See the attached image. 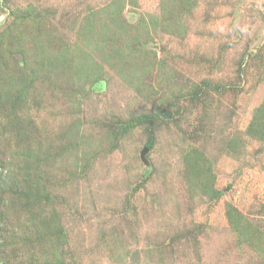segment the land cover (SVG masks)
I'll return each instance as SVG.
<instances>
[{
	"label": "rangeland",
	"instance_id": "1",
	"mask_svg": "<svg viewBox=\"0 0 264 264\" xmlns=\"http://www.w3.org/2000/svg\"><path fill=\"white\" fill-rule=\"evenodd\" d=\"M115 1L0 0L3 64L69 52L0 113V172L39 146L50 202L0 210V264H264V0Z\"/></svg>",
	"mask_w": 264,
	"mask_h": 264
},
{
	"label": "trees",
	"instance_id": "2",
	"mask_svg": "<svg viewBox=\"0 0 264 264\" xmlns=\"http://www.w3.org/2000/svg\"><path fill=\"white\" fill-rule=\"evenodd\" d=\"M123 1L124 0H116L113 2V7L116 10L115 12V17L117 18V15L123 10ZM32 8V6H30ZM33 9V8H32ZM34 10V9H33ZM150 21L152 24L155 23L153 17H148V18H141L139 19L138 25L135 26L136 29L139 30H145L147 27V23L150 24ZM120 26L127 22L123 19L120 20ZM22 24V23H21ZM21 24H17L16 22L14 23V27L19 29V31L23 30V27ZM88 27V26H87ZM119 27V29L121 28ZM146 32V30H145ZM14 33V32H13ZM5 36L8 37V34L5 33ZM17 38H23V33L21 34H16L14 33ZM56 36V35H55ZM116 37H112L111 39L109 38V42L111 41L110 46L113 47L115 54H121L123 52L121 45L118 44L117 46L116 43H114V40ZM54 40V34H50L48 44H50V48H52V43ZM60 41V40H59ZM16 42L18 40L16 39ZM62 44V41H60ZM102 44V43H101ZM20 45V44H19ZM38 46H41L38 45ZM11 44L5 45L2 49L8 53L10 51ZM1 49V48H0ZM54 51V50H53ZM53 51H50L47 54H41V56H37L34 60L23 61V68L20 69V64L19 62H7L3 64V59H0V64L3 65H10L8 68L5 70L3 69V75H0V113L2 118L3 117H9L7 120L6 118L3 119L5 120V123L10 125L11 122L17 123L18 120L21 118L19 115L20 112L26 108L24 107L27 105V98H26V91L29 88H32V82L27 81L31 75H36L39 74L38 68L42 69V73L50 71L49 67L52 63H56L57 61L60 60V62L67 57L68 55V48L62 47L59 49H56L55 51H60L54 53ZM85 55V54H83ZM80 57L79 55H77ZM86 56V55H85ZM80 62L83 60L82 58L79 59ZM85 61V58L83 62ZM142 61V60H141ZM83 62L82 64L80 63L79 65H76L75 67L78 68V66L83 67ZM128 62V61H126ZM143 62V61H142ZM129 63V62H128ZM139 63H130V69L136 68ZM9 69V70H8ZM33 69V70H32ZM74 70V69H73ZM75 74V71H73ZM83 73V72H82ZM91 74L90 72H87V76ZM30 75V76H29ZM45 75V73H44ZM86 75V73H83V76ZM97 81V80H96ZM32 86V87H31ZM28 94V91H27ZM20 116V117H19ZM155 123V116L152 115H140L138 117H135L132 120H129L126 122L127 125H141V124H147L149 129H152V125ZM16 128V127H15ZM17 128H23L21 125H18ZM21 129H17V132L15 134H21ZM23 134V133H22ZM147 147H150L148 144ZM39 146H31V145H26L19 150L18 153L21 152V156L26 159H30L29 161L24 162V170L21 168L22 167H17L16 171L13 172L14 170H10L8 173L6 172L3 174L0 172V210H14V205L16 204L19 199H23L24 203H27L28 205H31V208H34L37 210V214L39 211H42L44 207H46L47 204L50 202L42 201L43 203L39 202V198H43L45 196V187L43 183L40 180L41 174L39 173V156H38V150ZM17 166V165H16ZM31 169V170H27ZM27 170V171H25ZM2 179L8 180L9 185L4 186L2 185ZM25 183V184H24ZM38 199V200H37ZM43 207V209L41 208ZM38 208V209H37ZM50 214V213H49ZM5 216V215H4ZM45 214H42L40 216L39 223H37L38 226H35V224L31 225L30 227L25 226L26 229H32L37 233L38 228H40V233L44 230L45 232L52 234V236H57L62 234V229L60 226L57 224L55 217L50 214V216L45 217ZM32 220H29L28 222H31ZM32 224V223H31ZM5 225V223L3 224ZM1 227V226H0ZM40 233H38L40 235ZM32 234L27 235V240H31ZM33 238H36L33 236ZM39 238V237H38ZM36 238V241H40V239Z\"/></svg>",
	"mask_w": 264,
	"mask_h": 264
},
{
	"label": "water",
	"instance_id": "3",
	"mask_svg": "<svg viewBox=\"0 0 264 264\" xmlns=\"http://www.w3.org/2000/svg\"><path fill=\"white\" fill-rule=\"evenodd\" d=\"M143 152L141 154H144L145 150H142Z\"/></svg>",
	"mask_w": 264,
	"mask_h": 264
}]
</instances>
